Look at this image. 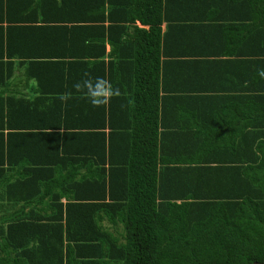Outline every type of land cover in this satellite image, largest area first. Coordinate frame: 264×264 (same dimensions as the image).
<instances>
[{
    "label": "trees",
    "instance_id": "obj_1",
    "mask_svg": "<svg viewBox=\"0 0 264 264\" xmlns=\"http://www.w3.org/2000/svg\"><path fill=\"white\" fill-rule=\"evenodd\" d=\"M180 1L0 0V264H264V0H186L245 4L242 46L251 58L248 135L243 142L207 136L202 156H189L185 168L163 159L160 137L162 24ZM20 3L32 15L56 10L61 21L79 23L52 28L70 45L60 42L58 54L70 59L53 61L56 93L39 113L35 101L16 108L3 97ZM85 55L91 59H72ZM84 72L122 96L99 109L77 94L62 102L59 94L72 92ZM19 110L47 123L28 120L14 130ZM177 144L180 159L194 149Z\"/></svg>",
    "mask_w": 264,
    "mask_h": 264
},
{
    "label": "crops",
    "instance_id": "obj_2",
    "mask_svg": "<svg viewBox=\"0 0 264 264\" xmlns=\"http://www.w3.org/2000/svg\"><path fill=\"white\" fill-rule=\"evenodd\" d=\"M167 10L168 19L162 24L166 42L161 67V95L164 99V115L160 127L161 156L165 161L179 159V167L185 168L188 167L185 166V159L189 156H202L199 141L207 136L223 140L237 135L243 142L245 134L248 135L249 128L244 130L250 97L248 63L245 61L251 56L249 50L242 45L247 42L250 22L248 8L242 3L198 5L182 0L169 5ZM59 14L56 10L47 13L40 10L35 16L30 9L23 10L22 3L14 9L13 15L17 16L18 21L10 22L16 28L9 45L13 46L12 59L15 66L3 88L4 99H9L13 107L20 108L27 99L35 101L33 111L38 108L35 112L39 113L43 107L52 104L51 93H56L55 81L58 78L54 66L56 62L53 61L70 59L69 55L58 54L60 42L64 49L70 45L68 41L52 36L55 34L52 28L75 24L61 21ZM136 23L141 28H148L139 21ZM8 24L3 23L4 26ZM105 26H109V22ZM85 47L86 49H81L83 54H89L87 45ZM110 52L111 46L107 44V62L111 59ZM88 57L90 56L85 55L72 59H91ZM22 61H26L25 64ZM37 63H44L43 67L47 65L48 68L42 70ZM238 76L241 77V83ZM23 113V110H19L18 116L11 119V123L17 125L14 130L19 131L28 120L42 125L47 123L41 117ZM179 140L188 146L189 142L194 146L186 154L185 151L180 153L184 154L183 159L173 151L181 146L177 144ZM240 152L243 155V148ZM247 154L248 152L245 156ZM227 158L231 160L233 156L230 154ZM13 210L14 207H8L7 211ZM2 215L4 214L0 213Z\"/></svg>",
    "mask_w": 264,
    "mask_h": 264
},
{
    "label": "clouds",
    "instance_id": "obj_3",
    "mask_svg": "<svg viewBox=\"0 0 264 264\" xmlns=\"http://www.w3.org/2000/svg\"><path fill=\"white\" fill-rule=\"evenodd\" d=\"M259 75L264 78V70H261ZM72 92L59 94L58 98L62 102H67L73 97V94L79 95L87 100L94 109H99L108 106L115 98L122 96V92L118 87L103 77H91L88 72H84L81 79L72 85Z\"/></svg>",
    "mask_w": 264,
    "mask_h": 264
},
{
    "label": "water",
    "instance_id": "obj_4",
    "mask_svg": "<svg viewBox=\"0 0 264 264\" xmlns=\"http://www.w3.org/2000/svg\"><path fill=\"white\" fill-rule=\"evenodd\" d=\"M255 264H257V263H255Z\"/></svg>",
    "mask_w": 264,
    "mask_h": 264
}]
</instances>
